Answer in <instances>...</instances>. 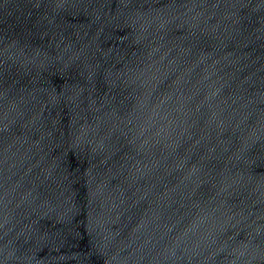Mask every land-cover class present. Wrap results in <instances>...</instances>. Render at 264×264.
Instances as JSON below:
<instances>
[{"label":"water","instance_id":"obj_1","mask_svg":"<svg viewBox=\"0 0 264 264\" xmlns=\"http://www.w3.org/2000/svg\"><path fill=\"white\" fill-rule=\"evenodd\" d=\"M0 264H264V0H0Z\"/></svg>","mask_w":264,"mask_h":264}]
</instances>
